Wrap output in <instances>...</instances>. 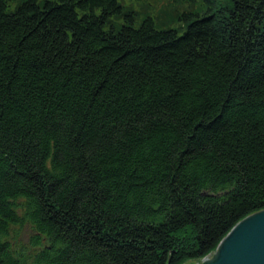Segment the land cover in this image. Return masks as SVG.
<instances>
[{
	"label": "trees",
	"instance_id": "obj_1",
	"mask_svg": "<svg viewBox=\"0 0 264 264\" xmlns=\"http://www.w3.org/2000/svg\"><path fill=\"white\" fill-rule=\"evenodd\" d=\"M9 1L0 264H184L264 209V0H190L183 33L120 0Z\"/></svg>",
	"mask_w": 264,
	"mask_h": 264
},
{
	"label": "water",
	"instance_id": "obj_2",
	"mask_svg": "<svg viewBox=\"0 0 264 264\" xmlns=\"http://www.w3.org/2000/svg\"><path fill=\"white\" fill-rule=\"evenodd\" d=\"M184 264H264V209L238 221L214 251Z\"/></svg>",
	"mask_w": 264,
	"mask_h": 264
},
{
	"label": "rangeland",
	"instance_id": "obj_3",
	"mask_svg": "<svg viewBox=\"0 0 264 264\" xmlns=\"http://www.w3.org/2000/svg\"><path fill=\"white\" fill-rule=\"evenodd\" d=\"M40 2L43 0H39ZM223 3L227 0H220ZM21 0H11L7 3V12L14 11L20 4ZM205 3H208L205 1ZM124 12H131L134 16L136 27L140 25L145 17L151 16L158 27H168L178 29L179 33L187 28V21L184 18L188 11L198 9L199 2H191L190 0H120ZM180 16V17H179ZM194 17L193 15L190 18ZM117 22L126 21L125 16L117 18ZM108 28V25L106 26ZM33 234V229L30 225H26L19 229L18 234L12 236L15 244H28L30 236Z\"/></svg>",
	"mask_w": 264,
	"mask_h": 264
}]
</instances>
